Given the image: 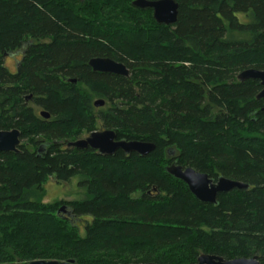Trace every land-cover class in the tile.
<instances>
[{
    "label": "trees",
    "instance_id": "1",
    "mask_svg": "<svg viewBox=\"0 0 264 264\" xmlns=\"http://www.w3.org/2000/svg\"><path fill=\"white\" fill-rule=\"evenodd\" d=\"M132 1L0 0V131L20 132L18 152H0V264H264V98L257 80L236 78L264 70V0H174L169 25ZM18 53L10 71L5 56ZM94 57L129 76L94 72ZM99 128L155 148L66 147ZM171 163L248 188L203 203ZM49 177H77L83 198L44 203ZM61 204L89 219L83 233Z\"/></svg>",
    "mask_w": 264,
    "mask_h": 264
},
{
    "label": "water",
    "instance_id": "2",
    "mask_svg": "<svg viewBox=\"0 0 264 264\" xmlns=\"http://www.w3.org/2000/svg\"><path fill=\"white\" fill-rule=\"evenodd\" d=\"M132 5L136 8H150L153 18L157 23L169 25L176 21L178 14V3L174 0H133ZM89 67L94 72L110 73L124 77L129 76V70L125 64L116 62L110 58L94 57L88 62ZM238 81L257 80L262 86V90L256 96L257 99L264 97V70L249 68L241 71L237 75ZM72 83L76 80L72 79ZM105 104L103 99L93 102V106L100 108ZM264 110V108L262 109ZM40 116L44 119L49 118L46 111H41ZM20 132L18 129L0 131V152H18L20 144ZM66 147L79 150L91 149L100 155L111 156L118 150L129 155L136 153L140 156H146L155 148V144L140 140L117 139L116 133L111 129L97 130L89 133L84 138H77L66 142ZM41 151V147L38 152ZM166 172L176 179L184 182L189 191L196 199L203 203H216V197L219 193H225L233 189H247L248 185L240 181L231 180L220 176L215 181L207 174L201 173L192 167H182L176 163H171L165 167ZM66 212V206H61L57 214ZM26 264H76L73 259L67 261L57 260H32ZM129 264H156V263H129ZM193 264H260L256 256L249 258H234L226 260L213 254H201Z\"/></svg>",
    "mask_w": 264,
    "mask_h": 264
},
{
    "label": "rangeland",
    "instance_id": "3",
    "mask_svg": "<svg viewBox=\"0 0 264 264\" xmlns=\"http://www.w3.org/2000/svg\"><path fill=\"white\" fill-rule=\"evenodd\" d=\"M19 60H20V53L14 54V55L9 54L5 56V64L9 68L10 71L15 70L17 62ZM98 99H94L93 102ZM34 109L36 110V112L40 111L38 107H35ZM98 130H103V129L99 128ZM87 135L88 134H82L77 138H84ZM77 182H78L77 177H73L67 182H60V181L58 182L54 177H49L43 185V189L45 193L43 202L44 203H55L57 201H71V200L83 198L84 192L82 189L78 187ZM65 205L66 204L59 205L58 209L61 206H65ZM87 221H89V219L87 217H83L81 219H75L73 222L78 225L80 233H83V229Z\"/></svg>",
    "mask_w": 264,
    "mask_h": 264
},
{
    "label": "flooded vegetation",
    "instance_id": "4",
    "mask_svg": "<svg viewBox=\"0 0 264 264\" xmlns=\"http://www.w3.org/2000/svg\"><path fill=\"white\" fill-rule=\"evenodd\" d=\"M152 15H153V13H152ZM237 78V77H236ZM238 80V79H237ZM259 82V81H258ZM259 85H260V82H259ZM261 86V85H260ZM262 90V86H261V89H260V91ZM259 91V92H260ZM259 94V93H258ZM262 98H264V97H262ZM264 108V105L261 107V110ZM61 215H63L65 218H67V219H69L70 220V222H73L75 219H81V218H83V217H77L76 215H74V213H72V210L68 207V206H66V212H64L63 214H61Z\"/></svg>",
    "mask_w": 264,
    "mask_h": 264
}]
</instances>
